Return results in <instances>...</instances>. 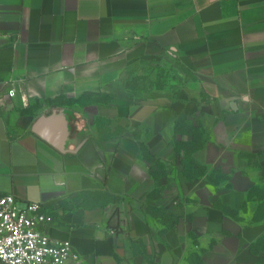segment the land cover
<instances>
[{
	"label": "crops",
	"instance_id": "obj_1",
	"mask_svg": "<svg viewBox=\"0 0 264 264\" xmlns=\"http://www.w3.org/2000/svg\"><path fill=\"white\" fill-rule=\"evenodd\" d=\"M0 34V196L42 203L82 264L264 259V0H0ZM154 67L187 96L133 95ZM193 117L213 124L205 174L164 187ZM157 191L185 204L170 223L147 210Z\"/></svg>",
	"mask_w": 264,
	"mask_h": 264
},
{
	"label": "rangeland",
	"instance_id": "obj_2",
	"mask_svg": "<svg viewBox=\"0 0 264 264\" xmlns=\"http://www.w3.org/2000/svg\"><path fill=\"white\" fill-rule=\"evenodd\" d=\"M150 71L152 75L136 74L129 82L132 93L137 98L141 99L148 94H163L168 97L164 99V102H171L187 96L186 86L182 78L178 81L175 76L173 77L169 69L154 67ZM197 121V117H193L189 119L188 123H178L176 130L178 136L174 142L177 148L186 150L180 156L178 154L175 156L170 155L164 162L159 163L161 172L155 173V175L160 178L159 182L160 184L163 183L164 187L168 188L173 185L172 176L179 177L180 181H182L181 185H183V181L187 183L188 179L190 181L193 178L199 179L205 174V167L200 163V161L205 159L204 143L201 135H203V131L207 132L213 124H209L206 128H201ZM171 164L175 165L172 172ZM224 176L225 174L218 169L212 170L208 175L212 183H219ZM160 193L161 191H157L151 194L148 198L147 210L158 222L170 223L172 222L171 211H174V214H182L185 204L162 203V200L166 198H163Z\"/></svg>",
	"mask_w": 264,
	"mask_h": 264
},
{
	"label": "built area",
	"instance_id": "obj_3",
	"mask_svg": "<svg viewBox=\"0 0 264 264\" xmlns=\"http://www.w3.org/2000/svg\"><path fill=\"white\" fill-rule=\"evenodd\" d=\"M16 95V89L9 90V97ZM53 220L42 203L22 206L12 194L0 196V264H82L69 240L47 233Z\"/></svg>",
	"mask_w": 264,
	"mask_h": 264
},
{
	"label": "water",
	"instance_id": "obj_4",
	"mask_svg": "<svg viewBox=\"0 0 264 264\" xmlns=\"http://www.w3.org/2000/svg\"><path fill=\"white\" fill-rule=\"evenodd\" d=\"M40 127H41V126H40V124L38 123L37 126H36V132H37V133H40ZM69 136H70V135L68 134V135H67V138H68Z\"/></svg>",
	"mask_w": 264,
	"mask_h": 264
},
{
	"label": "trees",
	"instance_id": "obj_5",
	"mask_svg": "<svg viewBox=\"0 0 264 264\" xmlns=\"http://www.w3.org/2000/svg\"><path fill=\"white\" fill-rule=\"evenodd\" d=\"M186 150V149H185ZM221 207H223V206H221ZM224 208V207H223ZM263 240V242L262 243H264V238L262 239ZM261 240V241H262ZM259 264H264V260L263 259H261L260 261H259Z\"/></svg>",
	"mask_w": 264,
	"mask_h": 264
}]
</instances>
